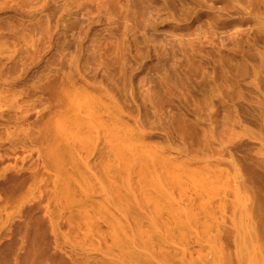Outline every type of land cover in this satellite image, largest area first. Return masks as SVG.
I'll use <instances>...</instances> for the list:
<instances>
[{
	"label": "rangeland",
	"instance_id": "374dc122",
	"mask_svg": "<svg viewBox=\"0 0 264 264\" xmlns=\"http://www.w3.org/2000/svg\"><path fill=\"white\" fill-rule=\"evenodd\" d=\"M0 264H264V0H0Z\"/></svg>",
	"mask_w": 264,
	"mask_h": 264
}]
</instances>
